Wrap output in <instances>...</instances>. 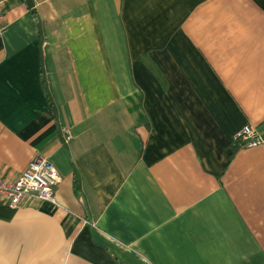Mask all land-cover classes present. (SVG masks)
Here are the masks:
<instances>
[{
    "label": "crops",
    "instance_id": "crops-1",
    "mask_svg": "<svg viewBox=\"0 0 264 264\" xmlns=\"http://www.w3.org/2000/svg\"><path fill=\"white\" fill-rule=\"evenodd\" d=\"M32 2L0 20V173L47 158L59 205L0 203V264H264V142L234 141L264 140V0Z\"/></svg>",
    "mask_w": 264,
    "mask_h": 264
},
{
    "label": "built area",
    "instance_id": "built-area-1",
    "mask_svg": "<svg viewBox=\"0 0 264 264\" xmlns=\"http://www.w3.org/2000/svg\"><path fill=\"white\" fill-rule=\"evenodd\" d=\"M5 0H0V20L4 11ZM6 26H0V37ZM72 140L67 130L66 142ZM236 143L243 146H258L264 140L252 125L241 128L234 136ZM62 178L55 165L45 157H38L15 179L10 180L0 173V203L17 208L32 201H47L58 206L55 195L56 187Z\"/></svg>",
    "mask_w": 264,
    "mask_h": 264
},
{
    "label": "trees",
    "instance_id": "trees-1",
    "mask_svg": "<svg viewBox=\"0 0 264 264\" xmlns=\"http://www.w3.org/2000/svg\"><path fill=\"white\" fill-rule=\"evenodd\" d=\"M42 76H43L42 83H43L44 89L46 91L47 98H48V100L50 102L51 107L53 108L54 113H56L55 102L53 101L52 94L50 93L49 88H48V82H47L46 76H45V74L43 72H42Z\"/></svg>",
    "mask_w": 264,
    "mask_h": 264
},
{
    "label": "water",
    "instance_id": "water-1",
    "mask_svg": "<svg viewBox=\"0 0 264 264\" xmlns=\"http://www.w3.org/2000/svg\"><path fill=\"white\" fill-rule=\"evenodd\" d=\"M28 1H29V4H30V5H32V4H33L32 0H28Z\"/></svg>",
    "mask_w": 264,
    "mask_h": 264
}]
</instances>
